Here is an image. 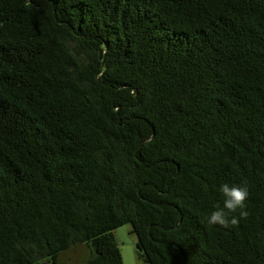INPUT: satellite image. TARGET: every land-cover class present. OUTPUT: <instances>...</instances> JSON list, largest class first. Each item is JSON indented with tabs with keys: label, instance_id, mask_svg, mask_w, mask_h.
<instances>
[{
	"label": "trees",
	"instance_id": "16d2710c",
	"mask_svg": "<svg viewBox=\"0 0 264 264\" xmlns=\"http://www.w3.org/2000/svg\"><path fill=\"white\" fill-rule=\"evenodd\" d=\"M264 264V0H0V264Z\"/></svg>",
	"mask_w": 264,
	"mask_h": 264
},
{
	"label": "rangeland",
	"instance_id": "374dc122",
	"mask_svg": "<svg viewBox=\"0 0 264 264\" xmlns=\"http://www.w3.org/2000/svg\"><path fill=\"white\" fill-rule=\"evenodd\" d=\"M115 236L122 251L124 264H147L137 257V237L131 233V226L115 230ZM87 251L83 246L73 248L61 257V264H86Z\"/></svg>",
	"mask_w": 264,
	"mask_h": 264
}]
</instances>
